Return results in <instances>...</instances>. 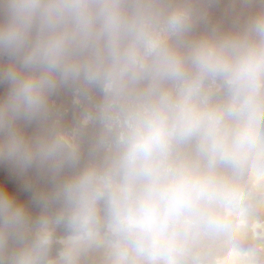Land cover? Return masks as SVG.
Returning a JSON list of instances; mask_svg holds the SVG:
<instances>
[{
  "label": "clouds",
  "instance_id": "1",
  "mask_svg": "<svg viewBox=\"0 0 264 264\" xmlns=\"http://www.w3.org/2000/svg\"><path fill=\"white\" fill-rule=\"evenodd\" d=\"M0 264H264V0H0Z\"/></svg>",
  "mask_w": 264,
  "mask_h": 264
},
{
  "label": "rangeland",
  "instance_id": "2",
  "mask_svg": "<svg viewBox=\"0 0 264 264\" xmlns=\"http://www.w3.org/2000/svg\"><path fill=\"white\" fill-rule=\"evenodd\" d=\"M9 179H11V177H9Z\"/></svg>",
  "mask_w": 264,
  "mask_h": 264
}]
</instances>
